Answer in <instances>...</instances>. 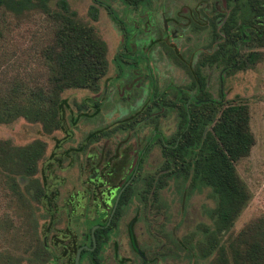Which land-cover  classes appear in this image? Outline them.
<instances>
[{
  "label": "rangeland",
  "instance_id": "rangeland-1",
  "mask_svg": "<svg viewBox=\"0 0 264 264\" xmlns=\"http://www.w3.org/2000/svg\"><path fill=\"white\" fill-rule=\"evenodd\" d=\"M7 2L0 4L2 95L10 86L20 84L23 90L30 81L44 78L40 51L55 29L52 16L34 1L23 6ZM66 2L75 11V18L91 25L104 41L106 73L96 89L67 88L60 93L64 100L61 125L50 132H44L40 122L22 116L0 120V141L23 145L39 138L45 142L36 176L42 182L44 169V186L52 207L45 202L32 203L37 238L41 241L46 237L52 246L54 235L66 240L71 233L85 230L69 228L67 216L92 218L96 206L105 209L108 203L109 207L115 189L149 141L137 175L129 182L117 210L112 234L97 255L100 264H221L214 251L201 255L200 249V244L206 243V230L214 227L215 193L206 184L191 182L189 175L165 170L160 140L156 134L149 138L154 132L168 139L175 134L180 120L175 89L194 93L191 84L197 67L205 77L206 91L214 98L220 92V75L222 102L247 104L254 143L249 154L235 161L249 198L219 239L235 236L248 221L264 215V44L242 43L241 54L257 49L260 58L244 69L225 73L220 66L204 61L221 38L218 29L229 10L227 0ZM45 4L51 11L60 10L58 0H46ZM105 4L126 26L130 49L125 59L118 55L123 49L122 30ZM155 93L160 96L154 98ZM18 100L24 102L25 98L19 96ZM25 197L28 201L29 193ZM22 200L8 188L0 171V263L11 255L24 258L20 264H71L70 247L66 256L55 251L54 261L48 260L50 255L37 259L27 220L29 210ZM52 215L56 220L48 227Z\"/></svg>",
  "mask_w": 264,
  "mask_h": 264
},
{
  "label": "trees",
  "instance_id": "trees-1",
  "mask_svg": "<svg viewBox=\"0 0 264 264\" xmlns=\"http://www.w3.org/2000/svg\"><path fill=\"white\" fill-rule=\"evenodd\" d=\"M4 1L0 0V4ZM9 1L7 3L12 6L33 4L34 1L52 16L55 29L50 41L40 51L44 78L30 81L23 90L20 84H15L5 94H0V120L22 116L27 121L40 122L41 129L50 132L61 125L64 100L60 93L64 89L97 88L107 70L106 46L95 35L91 25L75 18V11L69 9L66 0H58L60 10L55 11L48 9L46 0ZM227 2L229 10L218 29L221 38L204 61L210 66H220L225 73L244 69L260 58L261 51L257 49L241 54L242 43L264 44V0ZM90 9L94 15V7L90 6ZM107 10L115 19L108 7ZM195 72L196 78L191 84L195 87L194 96L184 88H176L174 103L178 105L180 120L175 134L170 139L158 134L166 159L164 169L169 173L189 175L193 183L210 186L217 197L213 210L214 227L206 230V243L200 244L201 255H210L214 251L221 264H264L263 214L248 221L235 236L227 235L222 241L219 239V234L229 230L249 198L247 187L235 169V161L249 154L254 143L248 106L242 102L223 103L220 92L217 98L210 96L200 68L197 67ZM19 96L25 98L24 102L17 101ZM148 146L149 143L145 144L138 153L128 177L133 172L134 176L137 175ZM44 151L45 142L39 138L23 145L0 141V171L6 176L8 188L22 201L26 198L25 193H29V200L26 198L25 202L35 249L44 248L45 244L36 235V208L32 203L45 202L48 205L51 201L44 186V169L42 182L36 176ZM128 189L126 185L120 193L114 215ZM91 225L92 221L88 223V230ZM82 252L88 250L83 249ZM35 255L47 259V254L40 250ZM23 259L6 255L0 264H20ZM26 261L29 262V258Z\"/></svg>",
  "mask_w": 264,
  "mask_h": 264
},
{
  "label": "flooded vegetation",
  "instance_id": "flooded-vegetation-1",
  "mask_svg": "<svg viewBox=\"0 0 264 264\" xmlns=\"http://www.w3.org/2000/svg\"><path fill=\"white\" fill-rule=\"evenodd\" d=\"M105 7L106 8L108 7L112 11V13L115 16V19L110 14L109 15L112 17L113 20H115L118 23L120 29L122 30V34H123V42H122L123 49H122L121 52H118V55H119V57L121 59H125V57H126L125 53H126V51H129V49H130L129 42H127V36L128 35H127V31H126V26H124V22L116 15L114 10L109 5L105 4ZM107 12H108V10H107ZM219 77H220V75H219ZM219 81H220V79H219ZM220 93L222 94L221 91H220ZM190 94L192 96H194L193 93H190ZM159 96H160V93H155L154 94V98H157ZM154 134H156V137L159 138V136H158L159 133L157 134L156 132H154L153 134L150 135L149 139L154 138ZM147 143H149V141L146 142V144ZM128 175H129V173L127 174L126 177H128ZM133 176H134V172L132 173V175H130L127 178V180L130 178V181H131ZM127 180H125V182ZM120 187L121 186H118L115 189V191H114L115 194L114 193L112 194L113 197H112V200H111V205L108 207V203H107L105 209H101V208L99 209L96 206L95 214L93 215L92 218H88L85 215L82 216V215H71L70 214V215L67 216V221H68L67 222V226L69 228L74 227V226H76V227L80 226V227L86 228L85 230H81L80 232H77V233L76 232L71 233L70 236H69V239H66V240H64V238H59L61 240H58V237L54 235L52 237L53 238L52 246H48V244L46 242V237H45L42 240L43 243L45 244L44 248L34 249V251H35L34 253H36L37 250H40L41 252L44 253V255H46V254L50 255V257H48V260L50 259V260L54 261V259L56 258L55 254H54L55 251L58 250L59 254H62L63 256H66L69 253V247H70V250L73 251V254L71 256H68V258L70 259L71 264H74V257H75V253H76L77 248L82 246V245H84L85 247H83L80 250V253H79L78 264H100L99 258L97 257V255L101 254L102 245H104L108 241L110 235L112 234V229L116 225L115 224L116 222L114 220V219H116V215L113 214L115 209H116V207H115V209H114V211H113V213L111 215H110V211H111V208H112V205H113V202H114L115 195L118 192V190L120 189ZM117 203H118V201H117ZM47 206L48 207L49 206L52 207V201H50V203H48ZM116 206H117V204H116ZM82 207L84 208L85 205L83 204ZM107 211H108V213L106 214L105 212H107ZM55 220H56V216L52 215L50 217L49 224H48L49 226L48 227H50V225H52L55 222ZM90 221H92V225L90 227V230H88V223ZM107 226H109V229L107 228ZM92 227H94L93 232L91 231ZM96 229H97V233L95 234V230ZM48 230H50V228ZM88 238H90V240ZM83 249L88 250V252H82ZM136 251L140 252L138 250H136ZM141 253L142 254H140V256H142V260H144V254H143V252H141ZM36 257H38V256H36ZM37 259L43 260L42 257H39ZM47 262L44 263V264H48Z\"/></svg>",
  "mask_w": 264,
  "mask_h": 264
},
{
  "label": "water",
  "instance_id": "water-1",
  "mask_svg": "<svg viewBox=\"0 0 264 264\" xmlns=\"http://www.w3.org/2000/svg\"><path fill=\"white\" fill-rule=\"evenodd\" d=\"M220 79V91L222 89V80H221V76L219 77ZM222 92V91H221ZM130 181V178L120 187V189L118 190V192L116 193L115 195V198H114V202H113V205H112V208H111V211H110V215L113 213L115 207H116V204H117V201H118V198H119V195L121 193V191L123 190V188L129 183ZM93 229L94 227L91 228V231L93 232ZM85 247L84 245L80 246L77 248L76 250V253H75V257H74V264H78V258H79V253H80V250Z\"/></svg>",
  "mask_w": 264,
  "mask_h": 264
}]
</instances>
